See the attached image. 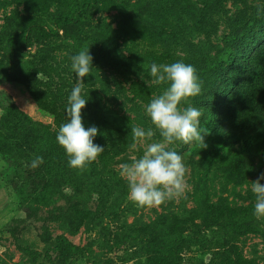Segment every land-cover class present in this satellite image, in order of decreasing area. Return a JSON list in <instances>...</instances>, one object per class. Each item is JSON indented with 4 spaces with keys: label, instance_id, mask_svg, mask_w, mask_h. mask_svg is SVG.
<instances>
[{
    "label": "rangeland",
    "instance_id": "rangeland-1",
    "mask_svg": "<svg viewBox=\"0 0 264 264\" xmlns=\"http://www.w3.org/2000/svg\"><path fill=\"white\" fill-rule=\"evenodd\" d=\"M78 1L0 0V123L3 117L7 119L8 104L14 103L15 113L58 130L64 122L41 111L29 96V89L13 79L29 75L32 91L46 101L52 103L58 98L67 102L76 83L70 57L87 48L93 57V66L91 74L83 78L82 95L88 103L82 115H87L89 110L104 113L108 108L111 121L122 124L123 132L136 126L145 130L152 128L153 137L132 150L130 134L125 148L112 150L108 167L116 175L109 179L107 192L100 191V178L88 177L85 170L84 192H73L67 187L51 207L39 208L37 214L31 215L27 212L26 196L13 186L16 173L0 152V264H51L47 254H51L59 235L86 250L66 264H161L163 247L178 229L174 215L188 208L200 209L207 200L219 202L228 198L246 204L254 202V194H248L247 190L264 175V166L258 173L249 174L244 182L236 183L221 167L210 169L191 159L186 145L191 146L192 142L177 141L168 148L183 157L187 170L184 195L153 207H140L131 202L127 181L119 174L120 165L139 158L147 143L161 139L145 108L167 85L151 83L150 66L162 64L163 56L169 57V63L192 64L201 91L208 89L200 76L212 45L223 43L233 35L260 33L264 36V0H114L87 10L85 20L78 25L63 22L61 15ZM82 9L80 6L77 11ZM10 32L37 39L40 44L15 52L8 44ZM254 41L245 46L249 58L258 47ZM107 48L111 52L120 50L131 63L100 62L97 57ZM10 56L15 57L14 62L9 60ZM200 93L195 97L200 99ZM194 102L189 97L181 107L205 111V103ZM22 129L21 121L10 118L5 130L10 134ZM87 198L91 199L84 207ZM76 202L81 210L73 208ZM82 209L90 213L85 215ZM207 235L210 239L220 236L213 229ZM208 243L220 245L215 241ZM234 244L248 261L264 264L262 232L237 237ZM186 249L182 250L185 258L182 263L193 264L188 259L193 250ZM198 253L204 264L212 263L213 251L198 250Z\"/></svg>",
    "mask_w": 264,
    "mask_h": 264
},
{
    "label": "trees",
    "instance_id": "trees-1",
    "mask_svg": "<svg viewBox=\"0 0 264 264\" xmlns=\"http://www.w3.org/2000/svg\"><path fill=\"white\" fill-rule=\"evenodd\" d=\"M111 1L114 0H80L70 5L64 16L61 15V20L78 25L85 20L87 10ZM80 6L83 9L77 11ZM7 39L15 52L32 44H40L37 39L32 40L29 36L13 32L8 34ZM252 40L258 42V47L249 58L245 46ZM9 58L14 62L15 57ZM97 59L105 63H131L118 49L111 52L107 48L101 51ZM168 59V56H163L160 61L162 64L169 63ZM203 62L200 77L208 89L201 91L200 99L195 96L192 98L194 104L202 101L206 105L205 111L200 110L202 116L198 124L204 140L194 141L191 146L186 145L189 148L186 153L191 159L204 163L207 168L221 167L227 171L228 178L236 183L244 182L249 174L258 173L264 166V36L260 33L250 36L233 35L223 43L213 44ZM13 81L29 89V96L41 111L59 122H66L67 102L58 98H54L52 103L46 101L45 97L32 91L29 75L15 77ZM6 108L7 119L3 117L0 123L4 126L0 127V152L16 173L13 186L26 196V208L30 215L32 212L37 214L39 208L51 207L67 187L73 189V192H84L85 170L88 177L100 178L101 192L108 191L109 179L116 175L113 170L109 172L108 167L113 156L112 150L125 148L131 134V128L130 131L123 132L122 124L111 121L108 108L104 113L89 110L87 115H83L84 123L98 128V135L94 139L103 148L96 160L83 171L68 166V157L56 141L58 130L21 113H15L17 108L14 103L8 104ZM10 118L21 121L24 129L7 134L5 129ZM36 157H43V163L32 168L31 161ZM247 193L252 192L248 189ZM70 197L75 199L71 193ZM89 199L91 198L86 199L84 207H87ZM254 202L246 204L245 201H230L228 198L219 202L207 200L200 209L188 208L182 214L174 215L178 229L163 247L161 264H183L182 260L185 258L181 254L185 248L193 250L190 251L193 255L188 258L193 264H204L199 260L198 250L214 252L211 264H254L234 246L237 237L251 232H262L264 235V218L257 219L253 215ZM73 208L81 210L78 202ZM82 212L85 215L90 213L86 209H82ZM209 229L216 230L220 234L219 238L210 239L207 235ZM55 241L51 254H47L51 264L69 263L82 251H86L64 235H59ZM209 241L220 242V245L215 243L213 246Z\"/></svg>",
    "mask_w": 264,
    "mask_h": 264
},
{
    "label": "clouds",
    "instance_id": "clouds-1",
    "mask_svg": "<svg viewBox=\"0 0 264 264\" xmlns=\"http://www.w3.org/2000/svg\"><path fill=\"white\" fill-rule=\"evenodd\" d=\"M70 61L76 83L67 97L66 122L60 125L56 141L68 157V166L83 171L103 150L94 143L98 128L94 125L85 127L82 115L88 103L82 95V85L85 84L83 78L91 74L93 57L90 50L85 48L71 56ZM149 76L152 84L167 85L145 108L161 139L147 143L139 158L121 164L119 173L127 181L128 199L140 207L159 206L184 195L187 188L186 166L182 155L168 148V145L177 141L189 144L203 139L198 129L202 112L191 106L181 107L187 98L201 91L195 67L183 61L153 63ZM131 135V149L135 150L138 144L143 146L146 140L153 137V130L136 126L131 129ZM42 163L43 157H36L30 167L36 168ZM261 180H264V175L250 185L255 196L253 215L257 219L264 218V184Z\"/></svg>",
    "mask_w": 264,
    "mask_h": 264
}]
</instances>
